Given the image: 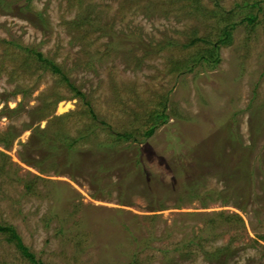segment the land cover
<instances>
[{
  "label": "rangeland",
  "instance_id": "374dc122",
  "mask_svg": "<svg viewBox=\"0 0 264 264\" xmlns=\"http://www.w3.org/2000/svg\"><path fill=\"white\" fill-rule=\"evenodd\" d=\"M201 3L206 16L187 0H0V224L43 264H264V0ZM194 37L218 44L219 64L177 72ZM30 50L85 99L20 68ZM162 103L166 124L106 155ZM186 179L198 197L181 196ZM0 264L31 263L0 234Z\"/></svg>",
  "mask_w": 264,
  "mask_h": 264
},
{
  "label": "trees",
  "instance_id": "16d2710c",
  "mask_svg": "<svg viewBox=\"0 0 264 264\" xmlns=\"http://www.w3.org/2000/svg\"><path fill=\"white\" fill-rule=\"evenodd\" d=\"M30 1V0H27ZM186 1V0H185ZM202 0H187L188 3H190V7L193 8V10L199 14H201V16H206L208 14V12L204 9L202 3ZM214 2V4L216 5V0H212ZM259 3H254L251 6L247 5L248 7H256ZM212 14L213 17V13L210 12ZM210 14V15H211ZM215 18V17H213ZM246 21L248 24H252L254 21V17L247 15L245 17ZM221 37H220V41L218 44L223 43L226 41V44H230L231 39H230V33H229V29H228V25H225L222 29H221ZM226 39V40H225ZM228 39V40H227ZM201 42V44L203 45L200 49L197 50V52L195 53V55L193 57H191L188 60H184L183 62H178L175 63V69L177 70V72H181V71H191L193 67H195V65H199V66H205L207 68H215L220 61V57H219V46L218 44H213L208 40V39H202V38H196L194 37V39L188 41L187 44H184L183 47H189V46H194L195 44ZM30 56H26L25 60H23L21 62L20 68H24L27 67V62L28 61H32L31 64L35 63V65L42 69L43 71H50L51 73H53V75L57 76L60 80V82L65 83L66 86L69 88V90L71 92L74 93V95L76 97H79L81 99H85L84 94L79 91L77 88H75L68 80V78L64 75V73L61 71V69L52 61L49 60L47 58H45L41 53L35 52L34 50H30ZM190 63H192V65H190ZM20 92H22L23 94L25 93V90L22 89ZM18 93V92H17ZM16 92L13 93V95L17 94ZM54 100L51 102V104L54 106L56 105L58 102L63 100V97H61L60 95L56 94L54 95ZM86 104L89 105V102L86 101ZM50 103H47L46 100L43 102V104H41V109L40 111H47L49 109ZM163 105V110L161 111H151L144 125V129L141 131V129H130L129 131H123V132H113L111 135L114 138V141H112L110 143V148L109 153L107 152L106 155L110 156L112 155L110 152L114 149V144L115 142H131V143H135L137 142V140L139 139L138 137L141 136V138L143 139H148L150 137L153 136V134L155 133L156 129L163 125L166 124L168 122V115L166 113V103H162ZM88 112L89 114L92 116V118H95L94 112L92 110V108L90 106H88ZM69 140V141H68ZM77 139H68L67 137L60 136L58 139L55 138L53 140V148L54 151H56V153L60 152V153H64V155L66 154L67 157L72 153V149H73V145L76 143ZM113 149H112V148ZM114 153V152H113ZM113 156V155H112ZM138 159V155H135L133 160H137ZM123 159H117L116 164H118L119 162H121ZM133 160L127 159V162H131ZM127 164V163H126ZM125 164V166H126ZM107 170V169H104ZM104 170H102L104 172ZM133 173V172H132ZM132 173L128 170L125 169L123 170V174L121 175V178L118 180L117 185H119V187H121L123 184H125L126 182L129 181ZM187 179L184 180L181 183V196L187 197V198H192V197H198V193L196 191V184H188ZM27 189L29 190L30 188L27 186ZM153 193V192H152ZM151 196V195H150ZM230 195H227L225 197H223L224 201L229 200ZM159 207H157V209H162L163 206L158 205ZM155 209V208H153ZM154 211V210H153ZM215 217H217L220 221H238L240 222L241 219L238 216H222L221 213H216ZM216 218H211V220L208 221V225L206 227V229H208V231L210 230L209 236H212L213 231L215 229V227L217 226L216 224ZM0 234L5 236V239L8 243H11L15 246V248L18 250V252L21 254L22 257L26 258L31 264H43L40 260L35 258V255L29 251L28 247L25 246L22 242L21 237L16 233V230L14 229V227L10 226V225H2L0 224Z\"/></svg>",
  "mask_w": 264,
  "mask_h": 264
}]
</instances>
